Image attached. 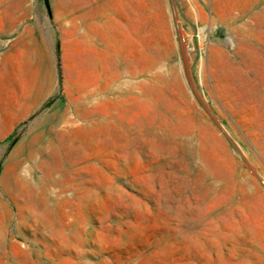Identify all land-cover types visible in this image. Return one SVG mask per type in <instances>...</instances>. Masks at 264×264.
I'll return each instance as SVG.
<instances>
[{
    "label": "rangeland",
    "instance_id": "374dc122",
    "mask_svg": "<svg viewBox=\"0 0 264 264\" xmlns=\"http://www.w3.org/2000/svg\"><path fill=\"white\" fill-rule=\"evenodd\" d=\"M0 264H264V0H0Z\"/></svg>",
    "mask_w": 264,
    "mask_h": 264
},
{
    "label": "bare ground",
    "instance_id": "6f19581e",
    "mask_svg": "<svg viewBox=\"0 0 264 264\" xmlns=\"http://www.w3.org/2000/svg\"><path fill=\"white\" fill-rule=\"evenodd\" d=\"M43 181V180H42ZM46 195V194H45ZM46 198H47V196H46ZM49 198V197H48ZM46 200H48V199H46ZM46 204V203H45Z\"/></svg>",
    "mask_w": 264,
    "mask_h": 264
}]
</instances>
